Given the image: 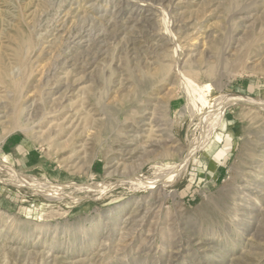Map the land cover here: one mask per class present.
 Listing matches in <instances>:
<instances>
[{"label":"rangeland","instance_id":"374dc122","mask_svg":"<svg viewBox=\"0 0 264 264\" xmlns=\"http://www.w3.org/2000/svg\"><path fill=\"white\" fill-rule=\"evenodd\" d=\"M240 96L264 106V0H0V165L34 182L0 167V264H264Z\"/></svg>","mask_w":264,"mask_h":264},{"label":"crops","instance_id":"0c3cea01","mask_svg":"<svg viewBox=\"0 0 264 264\" xmlns=\"http://www.w3.org/2000/svg\"><path fill=\"white\" fill-rule=\"evenodd\" d=\"M25 141L20 134L8 139L2 145L3 153H8L12 162H19L27 171L39 169L41 158L33 152V149L26 148Z\"/></svg>","mask_w":264,"mask_h":264},{"label":"bare ground","instance_id":"6f19581e","mask_svg":"<svg viewBox=\"0 0 264 264\" xmlns=\"http://www.w3.org/2000/svg\"><path fill=\"white\" fill-rule=\"evenodd\" d=\"M236 97V96H235ZM241 98H235V100H233L234 102L236 101V99H237V101H239V102H248V103H251V104H253V105H255V106H257L258 108H260L262 111H264V106H262L261 105V103L259 102H256L255 100H246L245 98H243L242 96H240ZM232 98V97H231ZM234 98V97H233ZM247 98V97H246ZM248 99H250V98H248ZM264 105V104H263ZM23 146H25V145H23ZM30 147V146H29ZM194 148H196L197 149V147H194ZM193 148V149H194ZM28 149V148H27ZM195 149V150H196ZM194 151V150H193ZM187 161H188V159H187ZM185 163H187V162H185ZM0 167H1V165H0ZM161 169V168H160ZM169 169H171V168H169ZM174 169V168H173ZM3 170V171H2ZM8 170V173H10L11 175H13L15 178H17L18 180H19V182H21L22 183V185H28V186H33L34 185V182H33V179H31L28 175H25V174H22V173H19V172H17L15 169H13V168H11V167H9L8 165H3L2 167H1V172L2 173H5L4 171H7ZM162 170V169H161ZM7 173V172H6ZM168 175V174H167ZM167 175H164L165 177L167 176ZM162 176H163V174H162ZM168 177L169 176H167L166 178H164V179H166V181L168 180ZM156 179V178H155ZM154 179V180H155ZM162 179V177L161 176H159V177H157V180H153L154 182H157V181H160ZM151 180V179H150ZM150 180H149V182H150ZM152 181V182H153ZM162 181V180H161ZM160 181V182H161ZM164 182H165V180H163ZM163 181H162V183H163ZM153 182V183H154ZM148 183V182H147ZM146 183V184H147ZM153 183H151V185H150V183H149V185H150V187L152 186V184ZM158 184H159V182H157ZM166 183V182H165ZM154 185H155V183H154ZM148 187V186H147ZM42 192V191H41Z\"/></svg>","mask_w":264,"mask_h":264}]
</instances>
